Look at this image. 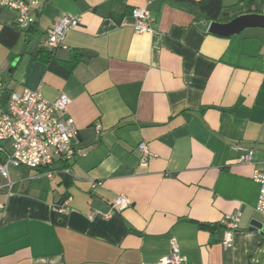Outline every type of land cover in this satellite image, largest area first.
Returning <instances> with one entry per match:
<instances>
[{
	"label": "crops",
	"instance_id": "1",
	"mask_svg": "<svg viewBox=\"0 0 264 264\" xmlns=\"http://www.w3.org/2000/svg\"><path fill=\"white\" fill-rule=\"evenodd\" d=\"M37 2L24 29L0 6V80L51 101L67 94L79 135L70 185L62 175L11 171L14 191L0 194V264H160L173 240L181 264H261L264 234L249 228L259 221L253 174L264 170V29L218 36L213 21L177 0ZM134 8L150 12L151 32L136 33ZM64 16L80 25L65 35L69 57L57 56L58 65L91 54L68 77L35 58ZM250 148L254 163L238 164ZM65 195L69 211L55 224ZM119 195L132 202L123 212L112 208ZM238 213L225 249L221 221Z\"/></svg>",
	"mask_w": 264,
	"mask_h": 264
},
{
	"label": "built area",
	"instance_id": "2",
	"mask_svg": "<svg viewBox=\"0 0 264 264\" xmlns=\"http://www.w3.org/2000/svg\"><path fill=\"white\" fill-rule=\"evenodd\" d=\"M37 0H0V6L16 13L17 25L20 29L27 28L35 22ZM132 17L135 21L136 33L143 34L152 31L151 15L146 8H134ZM80 20L64 16L55 22L44 42L48 50H67L63 41L67 32L76 29ZM5 84L0 80V194L14 191L16 182L11 171L27 168L39 170L52 167L62 159H73L76 155L73 142L79 131L74 119L67 114L70 97L61 93L51 101L46 99L40 89H24L12 92L9 98H4ZM97 134L101 132L99 124L95 127ZM141 153L140 162L146 164L151 157L146 142L138 145ZM255 149L250 148L238 158V164H253ZM60 169L44 172L48 177L58 176ZM69 172V170H66ZM253 180L259 185V199L256 210L264 216V170L256 168ZM132 205L131 200L119 195L112 202L114 211L123 212ZM68 207L64 204L59 209L67 214ZM241 214L226 216L221 225L226 228L222 245L229 249L233 244L234 231L239 228ZM172 253L160 260V264H181L185 258L179 253L175 240L172 241Z\"/></svg>",
	"mask_w": 264,
	"mask_h": 264
},
{
	"label": "trees",
	"instance_id": "3",
	"mask_svg": "<svg viewBox=\"0 0 264 264\" xmlns=\"http://www.w3.org/2000/svg\"><path fill=\"white\" fill-rule=\"evenodd\" d=\"M182 2H188L191 4L200 14L199 19H204L205 21H213L218 23H228L231 20L238 17L239 14L249 13V14H262L264 11V0H246L242 3L236 4L234 6L225 7L222 3V0H177ZM198 19V17H197ZM18 26V25H17ZM20 29V27L18 26ZM35 58L43 63H45L49 68H54V71L63 77H68L73 73L75 68L80 62L81 55L80 52H76L71 55V60L65 62L64 67L59 66L58 62L62 61L57 57V51L48 50L44 46L40 48V50L35 54ZM56 66V67H55ZM12 90L9 87L5 86L4 89V98L7 99L12 94ZM75 159V157L73 158ZM73 159H62L54 163H62V166L57 168L60 169L59 175L63 176V182L66 185H70L69 172H66L71 166V161ZM53 167V166H52ZM52 167H46L39 170H34L39 175H43L45 171L53 169ZM27 182L29 180L26 179ZM66 199V195L64 198L57 204H55L53 208V222L55 224L63 223L65 221V217L67 214H62L59 212V209L63 206L64 200ZM220 226V225H219Z\"/></svg>",
	"mask_w": 264,
	"mask_h": 264
},
{
	"label": "water",
	"instance_id": "4",
	"mask_svg": "<svg viewBox=\"0 0 264 264\" xmlns=\"http://www.w3.org/2000/svg\"><path fill=\"white\" fill-rule=\"evenodd\" d=\"M249 28H261L264 29V15L259 14H247L239 16L228 23H218L213 22L210 25L209 31L212 34L228 37L232 35H236ZM82 56H91L89 52H82ZM57 56L59 58H68L69 52L64 50H59L57 52ZM251 231H260L261 234H264V224L259 221L251 222V226L249 228Z\"/></svg>",
	"mask_w": 264,
	"mask_h": 264
},
{
	"label": "rangeland",
	"instance_id": "5",
	"mask_svg": "<svg viewBox=\"0 0 264 264\" xmlns=\"http://www.w3.org/2000/svg\"><path fill=\"white\" fill-rule=\"evenodd\" d=\"M14 85H15V83L13 84V86ZM42 179H45L46 180V177H44ZM258 218H259V221L264 224V216L259 213ZM257 254H258L257 257H256L257 263L264 264V246L262 247V249L260 250V252H258Z\"/></svg>",
	"mask_w": 264,
	"mask_h": 264
}]
</instances>
